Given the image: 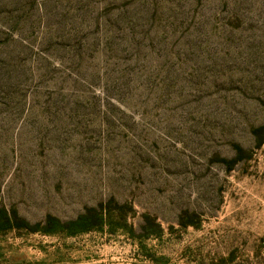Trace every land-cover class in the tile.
<instances>
[{"label": "rangeland", "instance_id": "374dc122", "mask_svg": "<svg viewBox=\"0 0 264 264\" xmlns=\"http://www.w3.org/2000/svg\"><path fill=\"white\" fill-rule=\"evenodd\" d=\"M0 212V264H264V0H0Z\"/></svg>", "mask_w": 264, "mask_h": 264}, {"label": "trees", "instance_id": "16d2710c", "mask_svg": "<svg viewBox=\"0 0 264 264\" xmlns=\"http://www.w3.org/2000/svg\"><path fill=\"white\" fill-rule=\"evenodd\" d=\"M15 219V216L10 217L7 213L0 212V230L11 229L12 223ZM55 223H57V221L55 222L53 219H48V226L42 231L47 234L55 233V230L52 228ZM101 224L102 217L97 216L94 210H89L85 214L79 215L75 220L62 224L61 226L65 229L68 236H73L78 233L86 232L94 227L100 226Z\"/></svg>", "mask_w": 264, "mask_h": 264}]
</instances>
